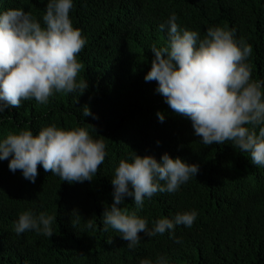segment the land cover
Segmentation results:
<instances>
[{"label": "trees", "instance_id": "16d2710c", "mask_svg": "<svg viewBox=\"0 0 264 264\" xmlns=\"http://www.w3.org/2000/svg\"><path fill=\"white\" fill-rule=\"evenodd\" d=\"M46 3L0 0V11L23 9L43 27ZM173 13L178 26L201 37L208 27L234 29L235 39L252 48L245 61L252 78L264 79V0H73L69 16L86 41L76 56L82 65L77 80L87 81V89L54 93L46 104L30 98L5 107L0 139L21 130L35 135L50 125L83 127L104 142L106 156L91 181L72 183L40 165L32 183L20 170L9 171L7 159L0 161V264H136L133 253L139 246L130 250L118 232L105 231L102 224V213L112 203L114 169L133 152L157 161L167 152L199 165L181 195L161 200L156 193L140 212L149 224L172 208L197 212L195 230H178L180 243L166 241L168 262L264 264V167L253 165L231 142L202 145L190 120L155 91L156 81L144 80L151 46L167 41L166 30L158 26ZM85 105L95 119L82 116ZM223 161L229 166H215ZM118 207L132 213L133 199L125 197ZM27 210L54 217L50 238L32 230L15 233V221Z\"/></svg>", "mask_w": 264, "mask_h": 264}, {"label": "clouds", "instance_id": "9594fccd", "mask_svg": "<svg viewBox=\"0 0 264 264\" xmlns=\"http://www.w3.org/2000/svg\"><path fill=\"white\" fill-rule=\"evenodd\" d=\"M72 8L73 0H47L43 27L23 9L0 11V112L30 98L46 104L54 93L82 94L87 89V81L77 80L82 65L76 56L86 41L72 25ZM176 19L173 13L158 26L166 30L167 41L161 47L151 46L153 59L144 80L156 81L155 91L175 113L190 120L202 145L231 142L248 154L253 165L264 167V79H253L245 63L251 46L243 39L237 41L234 29L208 27L201 37L178 26ZM90 115L96 118L85 105L82 116ZM156 115L163 122V114ZM105 156L104 142L93 139L83 127L50 125L35 135L21 130L0 139V161L7 159L9 171L20 170L32 183L37 165L61 181H91ZM198 170V164L172 158L167 152L159 161L133 152L114 169L112 203L102 213L103 230L114 229L130 250L139 246L133 253H137L136 264H178L164 258L169 249L166 241L180 243L178 230H195L197 212L172 208L153 219V224L140 212L145 199L156 193L161 200L181 195ZM125 197L133 199L132 213L118 207ZM53 220L52 215L27 210L19 214L14 231L20 235L32 230L50 238Z\"/></svg>", "mask_w": 264, "mask_h": 264}, {"label": "rangeland", "instance_id": "374dc122", "mask_svg": "<svg viewBox=\"0 0 264 264\" xmlns=\"http://www.w3.org/2000/svg\"><path fill=\"white\" fill-rule=\"evenodd\" d=\"M25 242V241H24ZM23 245V243H21Z\"/></svg>", "mask_w": 264, "mask_h": 264}]
</instances>
